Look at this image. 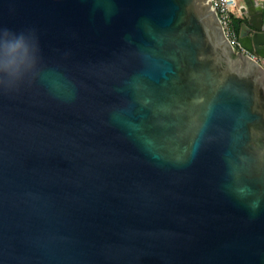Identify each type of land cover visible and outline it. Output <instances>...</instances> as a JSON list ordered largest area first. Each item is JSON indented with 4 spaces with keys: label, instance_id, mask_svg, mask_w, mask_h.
Returning <instances> with one entry per match:
<instances>
[{
    "label": "water",
    "instance_id": "1",
    "mask_svg": "<svg viewBox=\"0 0 264 264\" xmlns=\"http://www.w3.org/2000/svg\"><path fill=\"white\" fill-rule=\"evenodd\" d=\"M243 11L236 50L213 0H0L40 47L0 88V264H264V13Z\"/></svg>",
    "mask_w": 264,
    "mask_h": 264
},
{
    "label": "clouds",
    "instance_id": "2",
    "mask_svg": "<svg viewBox=\"0 0 264 264\" xmlns=\"http://www.w3.org/2000/svg\"><path fill=\"white\" fill-rule=\"evenodd\" d=\"M39 63L40 47L34 32L0 28V88H18L36 75Z\"/></svg>",
    "mask_w": 264,
    "mask_h": 264
},
{
    "label": "built area",
    "instance_id": "3",
    "mask_svg": "<svg viewBox=\"0 0 264 264\" xmlns=\"http://www.w3.org/2000/svg\"><path fill=\"white\" fill-rule=\"evenodd\" d=\"M213 1L227 38L230 40L232 46L236 50L242 49L240 33H238L236 28L234 27L233 21L234 17L237 16L238 13H242L244 4L239 0ZM249 54L256 59L261 58V56L256 52H249Z\"/></svg>",
    "mask_w": 264,
    "mask_h": 264
},
{
    "label": "crops",
    "instance_id": "4",
    "mask_svg": "<svg viewBox=\"0 0 264 264\" xmlns=\"http://www.w3.org/2000/svg\"><path fill=\"white\" fill-rule=\"evenodd\" d=\"M241 3H243L244 4V0H239ZM259 1V3H260V6H261V9H262V11H263V13H264V0H258ZM247 13L245 12V11H243L242 10V13H238L237 14V16H239V17H242V18H244V19H246L247 18ZM245 21V20H244ZM244 21H243V23L242 24H244ZM241 29H242V25H241ZM241 29H240V31H241Z\"/></svg>",
    "mask_w": 264,
    "mask_h": 264
},
{
    "label": "trees",
    "instance_id": "5",
    "mask_svg": "<svg viewBox=\"0 0 264 264\" xmlns=\"http://www.w3.org/2000/svg\"><path fill=\"white\" fill-rule=\"evenodd\" d=\"M245 19L239 16L234 17V27L236 28L237 32L240 33L241 25Z\"/></svg>",
    "mask_w": 264,
    "mask_h": 264
}]
</instances>
